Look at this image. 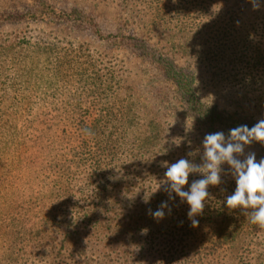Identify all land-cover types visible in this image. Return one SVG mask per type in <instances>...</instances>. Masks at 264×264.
I'll return each mask as SVG.
<instances>
[{"label": "trees", "instance_id": "trees-1", "mask_svg": "<svg viewBox=\"0 0 264 264\" xmlns=\"http://www.w3.org/2000/svg\"><path fill=\"white\" fill-rule=\"evenodd\" d=\"M114 1L123 8L121 26L115 28L114 34L107 35H104L107 28L94 17L84 16L77 8L69 12L56 9L46 0H34L35 4L25 13L8 12L0 16L2 25L83 26L97 39H109L106 45L133 53L147 73L139 76L133 85L132 76L126 73L121 61L112 60L107 68H102L96 60L92 68L94 79L89 86L92 100L85 113L76 116H50L43 111V102V107L37 105L35 111L30 107L24 90L28 87L30 68L24 74L27 81H15L17 109L23 113L17 122L10 115L0 116L2 133L19 128L17 140L11 135L0 136V144L13 146L14 156L8 161L6 150L0 145V162H9V166L0 168V192L14 189L21 193L40 192L57 199L59 206L65 204V208H70L67 203L76 194L89 198L81 208L72 207L82 212L73 213L72 223L68 225L41 230L32 223L28 226L30 220L22 218L19 233L11 235L12 242L19 241L42 253L40 256L48 264H64L62 248L49 242L54 235L61 242L77 237L80 244L94 242L83 245L80 252H76L77 246L71 249L80 260L90 246H96L94 260L90 258L85 264H130V261L131 264H217L220 256H228L235 243L242 241L247 245L246 240L257 236L245 214L250 210L226 206V197L234 193L236 184L221 174V184L207 187L210 195L204 201L202 214L194 217L199 220V226L193 228L187 215L190 206L174 192L165 191L161 183L166 179L165 162L170 165L181 159L174 153L182 128L177 126L195 128L204 135L223 131L227 136L234 127L243 124L252 127L256 123L238 114H227L204 101L199 85L203 74L211 90L217 92L230 87L236 92H249L264 102L263 55L243 57L241 62L246 61L245 67L232 65L238 60L237 55L224 50L228 47L224 43L231 42V36L226 27L220 28L225 22L220 18L227 13L216 0L195 5L191 0L188 6L178 9L173 4L176 0H139L142 7L137 11L132 7L133 0ZM175 16L180 19L174 20ZM170 25L182 30L189 28L192 33L197 28L206 29L209 40L200 55V63L206 64L203 73L195 65L192 69L196 52L188 49V46L194 48L192 38L198 45L201 38L196 37L198 34L192 38L163 37L160 31ZM22 41L25 45L22 48L30 45L29 41ZM15 43L12 36L1 43L0 59L9 56L3 51L10 50ZM190 59L192 63H188ZM180 120L185 124H180ZM249 146L257 150V159L264 157V146L259 142L253 141ZM13 181H17L16 186ZM192 182L189 176L182 190L188 191ZM174 198L173 210L169 213L165 208L162 219L148 213L149 209L155 212L162 202H167L170 208Z\"/></svg>", "mask_w": 264, "mask_h": 264}, {"label": "rangeland", "instance_id": "rangeland-1", "mask_svg": "<svg viewBox=\"0 0 264 264\" xmlns=\"http://www.w3.org/2000/svg\"><path fill=\"white\" fill-rule=\"evenodd\" d=\"M46 1L56 9H63L69 12L70 9L77 8L84 16L94 17L101 25L107 28L104 35L114 34L115 28L121 26L120 18H122L121 11L123 8L114 0ZM190 1L176 0L173 4L175 5V9H178L179 6H188L187 4ZM201 1L206 2L207 0H197L198 3L194 0L193 5L199 4ZM261 2L264 3V0H261ZM216 3L223 5L224 11L226 10L225 12L227 13L226 16L220 18V21H225L221 23L220 28L226 27L231 36V42L224 43V45H228V47H224V50L227 53L237 55L236 58L240 60H234L232 65L245 67L247 66L246 61L242 63V58L248 59L251 55L258 54L260 56L263 55L261 60L264 66V6L260 9H254L251 0H216ZM34 4V0H0V16L8 12L25 13ZM132 7H136L135 10L137 11L142 6H139V0H133ZM133 15H137V13ZM177 18L180 19V16H175L174 20H177ZM237 21H239L238 24L236 23ZM196 23L199 24L198 22ZM81 27L83 26L71 24L47 25L28 23L2 25L0 23L1 43L4 44V41L9 36H12L14 42H16V45L12 46L10 50H7V52L3 51V54L9 56L5 60H2L3 58L0 59V116L10 115L17 122V117L23 113V111L17 109L16 87L14 83L18 80L19 82L27 81L24 78L25 70H28L27 68H30L32 72L30 73L29 82H27L28 87L25 86L24 88L26 99L34 111L37 105L42 107L44 105L43 111L50 116H66L70 114L76 116L85 113V109L89 104L88 102L92 100L89 86H91L94 79L92 68L96 60L100 62L102 68H107L112 60L118 59L121 61L126 73L131 74L133 85L137 84L139 76L147 74L143 70V67L140 66L139 60L132 55L133 53L127 50H118L114 46H108L105 43L109 39L107 41L97 39L93 33H89ZM205 30L203 29V33H201L202 31L197 28L192 33L189 31V28L182 30L179 26L170 25L167 30L163 29L160 31V34L163 37H173L176 39L184 36L192 38V36L195 37L198 34L196 37L201 38L200 44L198 45L192 38L194 48L188 46V49H194L196 52L195 63H192V59L188 63H192V69H194L195 65L203 73L204 70L202 68L206 64L200 63V55L201 51L206 50V42L209 40L207 37L209 35ZM229 34L226 38H228ZM202 35H204V38H202ZM36 36L41 38H37ZM22 40L25 42L29 41L30 45L22 48L25 46ZM34 42L37 45H34ZM10 51L11 53L8 54ZM201 76L202 80L199 85V91L204 101L207 100L227 114H238L252 119L254 122H257L262 114H264V111H262L264 110V102L260 101L253 94L242 90L236 92V90L234 91L230 87H223L216 92L209 88L208 82L204 79L206 76L203 74ZM15 112H18V114ZM89 112L94 114L92 110ZM178 122L180 124L184 123L182 120ZM177 127L182 128L178 132L180 136L178 147L174 150L176 158H180L181 156V158L188 159L191 162H203L202 140L204 134L195 128L188 130L185 126ZM18 131L19 128L17 127L10 129L11 133H2L0 129V136L11 135L13 139L17 140ZM0 145L6 150L5 158L11 161L9 159L14 157L11 152L13 146L11 145L10 148L8 145L2 143ZM190 152L193 153L192 156L188 155ZM248 152H255L256 156L258 154L257 150L251 148L249 145L245 146V154ZM178 155L180 156L178 157ZM259 160L260 158L257 159V161ZM2 165L9 166V162H0V168ZM221 168L223 170L222 176H226L228 181L234 183L235 179L231 175L230 166L224 163L221 165ZM189 176L194 181L197 178L200 179L202 174L190 173ZM15 177L16 174L11 177L10 181ZM12 184L16 186L17 181H13ZM87 186L92 187L91 185ZM88 198V196L84 197L81 194H76L74 198L69 199L70 203H67V205L70 204V208H65V204L59 206L56 204L57 199L50 198L48 195L40 192L38 194L29 191L21 193V191L15 189L8 193L1 191L0 264H48L40 256L42 253H38L28 246L21 245L22 243H19V241L12 242V233L17 232L20 227L19 220L27 218L30 220L28 226L32 223L34 227L39 226L41 230L68 225L72 223L70 218L73 213L81 211L80 209H72V207L81 208L88 203ZM175 204L176 199L174 198L170 203L171 210H173L174 207L172 206H175ZM250 224L254 225L252 230H257V236L246 240L247 245H243L242 241L235 243V247L230 249L232 251L229 252L228 256H220L217 264H264V228L256 224ZM60 240L57 235H54L49 242L52 241L54 246L62 248L64 264H85L86 260H90V258L94 260V256L97 255V251H95L96 246H90L88 253L82 256L83 259L78 260L79 256H75L71 252L73 246H77L76 252H80L81 249L79 250V248H82L83 245L95 243L80 244L78 237L77 240H70V238H67L65 242H61ZM235 255L237 256L236 258ZM110 264L116 263L111 262Z\"/></svg>", "mask_w": 264, "mask_h": 264}, {"label": "clouds", "instance_id": "clouds-1", "mask_svg": "<svg viewBox=\"0 0 264 264\" xmlns=\"http://www.w3.org/2000/svg\"><path fill=\"white\" fill-rule=\"evenodd\" d=\"M251 4L254 9L264 6L261 0H251ZM253 141L264 146V114L252 127L247 124L239 125L230 129L227 136L223 131L205 134L202 140L203 163L200 165L185 158L170 165L165 162L166 179L161 183L165 185V191L169 194L174 192L190 206L187 215L193 228L199 226V220L194 217L202 214L204 201L210 195L207 187L217 186L222 182L221 165L224 163L230 166L236 184L234 193L226 197V206L229 209L250 210L245 211L250 223L264 228V157L257 161L255 152L245 154V146ZM188 155L192 156L193 153ZM190 173H201L203 178L194 180L189 190L183 191ZM159 187L160 185L157 189ZM165 208L171 212L167 202H162L155 212L149 209L148 213L156 219H162ZM146 231L144 230L145 233Z\"/></svg>", "mask_w": 264, "mask_h": 264}]
</instances>
